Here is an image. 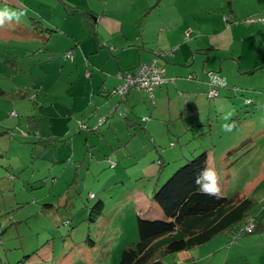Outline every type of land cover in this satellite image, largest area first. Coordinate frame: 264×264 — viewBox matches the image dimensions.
Returning <instances> with one entry per match:
<instances>
[{
    "label": "rangeland",
    "instance_id": "rangeland-1",
    "mask_svg": "<svg viewBox=\"0 0 264 264\" xmlns=\"http://www.w3.org/2000/svg\"><path fill=\"white\" fill-rule=\"evenodd\" d=\"M46 6L76 13L69 11L73 4L68 0H0V8L28 10L19 23L6 21L0 27V86L9 84L16 97L6 96L27 103L25 109L15 104L19 114H11L12 105L0 97V125L10 127V133L0 134V264H40L42 259L30 258L43 246L53 248V255L42 264H119L124 247L139 239L138 216L142 213L128 194L139 181L142 185L147 182V192L159 176L164 183L185 163L183 152L200 142L215 152L211 167L217 171L221 193L255 198L254 215L261 226L236 238L231 237L234 233H221L192 249L170 253L164 257L166 264H264V92L253 87L264 83V78L247 75L238 83V78L226 74L229 69L206 71L208 81L214 72L231 77L228 86L233 94L218 106L222 95L206 98L203 94L195 99V107L204 105L207 109L200 121L203 124L196 126L199 140L187 132L178 141L182 125L174 119L157 123L156 142L152 134L131 136L129 129L144 128L128 125L120 115L118 130L108 125L98 129L101 120L111 116L103 114L89 125L87 113L81 110L92 99L91 90L83 94L81 88L89 82L88 62L81 65L78 57L74 61L67 56L70 51L79 54V46L70 48L74 41L60 28L49 39L47 30L34 28L33 9ZM44 26L50 28L47 22ZM90 27L94 28L92 23ZM49 45L58 50L45 49ZM99 58L106 59L104 55ZM33 64L37 69L31 74ZM24 92L27 94L21 95ZM249 98L256 101L246 103ZM123 105L127 107L125 101ZM59 111L66 116L57 117ZM188 112L194 118L202 113L199 108ZM229 112L232 115L225 121ZM29 114L37 116L38 129L31 127ZM81 122L87 128L81 130ZM225 123L232 125L231 131L222 129ZM66 125L70 131L64 134ZM202 131V136L198 135ZM206 148L198 146L196 153ZM158 151L164 152L166 163L157 171L158 177L148 180L146 167L155 166L160 156H151ZM112 162H116L115 167ZM120 175L123 178H118ZM100 199L107 203L104 215L90 221V209ZM250 225H254L252 219ZM236 229L240 231L241 226Z\"/></svg>",
    "mask_w": 264,
    "mask_h": 264
},
{
    "label": "crops",
    "instance_id": "crops-1",
    "mask_svg": "<svg viewBox=\"0 0 264 264\" xmlns=\"http://www.w3.org/2000/svg\"><path fill=\"white\" fill-rule=\"evenodd\" d=\"M68 1L74 6L92 11L94 16L88 19L79 11L71 15L63 8L56 9L46 6L33 9L36 14L34 18L41 20L43 26L47 22L54 31L62 29L61 32L74 41V47H70L73 50L79 46L76 50V53L79 51V54L76 55L74 51V61L78 57V61L82 65L84 60L85 62L88 60L87 72L90 71L91 75H86L89 82L83 83L81 88H83V94L85 90H91L92 99L89 103L83 104L81 110L87 113L89 125L99 121L98 119L103 114H110L112 106L120 101V96L109 94V91L120 81L116 73L122 69L135 68L142 62H152L157 49L175 48L172 54L158 60L159 64L166 66V74L171 81L159 86L154 91L153 98L145 91L132 90L123 100L130 109L131 116L134 117L130 121L131 124L137 128H144V130L129 129L128 133L131 136L138 135L140 132L145 136L152 134L153 140L156 142L158 140L155 130L157 123H168L174 119L180 121L182 125V129L177 135L178 141H181L184 133L187 132H191L192 138L195 139L197 137L196 126L203 124V112L207 109L204 105L195 107L194 101L203 94L206 98L208 96L209 83L204 73L206 74L210 68L214 67V70L219 68L222 72L229 69L226 74L229 76L232 74L233 77L238 78L240 81L238 83L245 81L247 75L250 77L254 75L257 79L264 78V22L249 23L245 21L249 16H264V0ZM142 18L143 20H141ZM91 23L94 28L90 27ZM52 32L49 34L50 38H52ZM106 47H109V50ZM47 50L55 51L58 50V47L49 45ZM62 52L64 51L62 50ZM101 55L106 57L104 62L99 58ZM46 65L44 67H47ZM81 65L78 66L81 67ZM122 66H128V68ZM31 68V74H33L37 67L33 64ZM105 70L108 72L106 73ZM191 74L193 78L189 77ZM236 84L234 86H237ZM262 84L264 83L260 82L253 87L264 92V87H260ZM222 89L219 93L222 98L217 101L216 106L224 103L233 94L230 85ZM13 90L9 84L0 86L1 101H9V104L12 105L10 106L12 107L11 114L15 110V104L18 106L21 104L24 109L27 105V103L22 104V100H12L3 94V92L13 93ZM253 100L255 99L249 98L246 103L253 102ZM71 106L74 108L73 104ZM72 107L70 110L74 113ZM197 108L201 109L202 113L194 118L188 111ZM236 110L239 112L238 109ZM59 112L55 114L57 117L66 116V113L62 112H60L61 115H58ZM138 114H142V117ZM144 116L149 117L147 120H143ZM207 118L209 119L210 115ZM119 119L117 115L108 117L101 128L108 125L109 129L115 127L114 129L118 130L121 124ZM169 124L168 126H170ZM6 129H10V127L0 125V131ZM69 131L70 129L66 125L64 134ZM202 133L198 135L202 136ZM185 136L194 140L190 134H185ZM196 139L199 140L200 137ZM198 146L200 149L206 148L202 147L205 145L201 142ZM198 146L194 148V151L190 149L188 152H183L182 156L185 158L193 155ZM206 149L208 150V166L211 167L215 162L216 155L215 152ZM157 154L164 163L158 164L157 161L155 166L147 165L148 180L158 177L157 171L166 163L164 152L163 154H160L159 151L153 153L151 158L155 159ZM118 178H123V176L120 175ZM136 184L137 187L128 194V197L135 201L138 212L151 218L162 217L163 210L151 198L153 189L148 192L144 190V185L147 182L144 185H142V181ZM106 204L105 201V208ZM52 255L53 248L43 246L30 259H42L44 261L42 263H45L52 259Z\"/></svg>",
    "mask_w": 264,
    "mask_h": 264
},
{
    "label": "trees",
    "instance_id": "trees-1",
    "mask_svg": "<svg viewBox=\"0 0 264 264\" xmlns=\"http://www.w3.org/2000/svg\"><path fill=\"white\" fill-rule=\"evenodd\" d=\"M69 11L71 13L79 11L88 19L94 16L92 11L74 5ZM31 19L35 24V29L43 27V31L47 30L49 33L54 31V29L44 27L41 20L34 17H31ZM47 38L49 39V36ZM174 50L173 47L157 49L153 61L156 65L164 67L166 71V66L159 64L158 60L172 54ZM164 51H169V53L163 54ZM72 58L74 60V56ZM152 62H142L135 68L122 69L119 72L135 71L141 64ZM119 72L116 73V76L120 81L109 91V94L118 95L121 99L111 109L109 116H124L127 124L132 125L130 121L133 117L130 114V109L123 105V100L127 98L132 90H145L130 87L126 92H120L118 87L123 83V79L118 75ZM88 75H91L90 71H88ZM154 91L152 94L148 91L145 92L153 98ZM3 94L16 97L13 93L3 92ZM26 94L24 92L21 95L25 96ZM17 114L19 113L17 112ZM36 117L35 114L28 116L32 123L31 127L35 130L38 129ZM147 119L148 116L143 117V120ZM102 120L101 125L108 120V117H104ZM101 125L98 129L101 128ZM9 130H2L0 134L10 133ZM196 150L191 156L181 157L182 162L185 163L177 168L164 183L160 182V177L157 179L151 198L161 207L163 216L156 218L142 214L138 216L139 239L124 247L119 264H166L164 257L170 253L192 249L195 246L209 242L221 233H234L231 237L236 238L239 234L255 231L261 226L258 216L254 215L257 200L250 195L228 196L221 193L219 197H216L198 191V186L194 181L200 170L208 166V150L205 149L200 153H196ZM158 162L164 163L160 157ZM111 165L115 167L116 162H112ZM91 197L94 198L95 194ZM104 212L105 201L100 199L90 209V221H98L104 215ZM250 219L254 222L253 227H250ZM240 226L241 229L238 231L236 228Z\"/></svg>",
    "mask_w": 264,
    "mask_h": 264
},
{
    "label": "built area",
    "instance_id": "built-area-1",
    "mask_svg": "<svg viewBox=\"0 0 264 264\" xmlns=\"http://www.w3.org/2000/svg\"><path fill=\"white\" fill-rule=\"evenodd\" d=\"M245 21L249 23L256 21L264 22V16H249L245 19ZM162 53L168 54L169 51H164ZM67 56L72 58L74 54L70 51L67 53ZM118 75L123 79V83H121L118 87L120 92H126L130 87H137L152 94L158 86L167 84L171 81V79L166 75L165 68L156 65L155 61L152 63H143L135 71H121ZM208 83V97L214 98L219 95L221 87L228 86V79L221 73L214 72L210 73ZM12 113L17 114L16 111H13ZM80 127L85 128L87 125L81 122ZM91 196H94V193H91Z\"/></svg>",
    "mask_w": 264,
    "mask_h": 264
},
{
    "label": "clouds",
    "instance_id": "clouds-1",
    "mask_svg": "<svg viewBox=\"0 0 264 264\" xmlns=\"http://www.w3.org/2000/svg\"><path fill=\"white\" fill-rule=\"evenodd\" d=\"M27 11V9L17 11L9 7L0 8V27H2L6 21H15L19 23ZM231 115L230 112L225 114L224 120L227 121ZM231 128V124L225 123L222 125L224 131H231ZM194 182L198 186V191L202 194L216 197H219L221 194L219 177L217 171L213 167L206 166L201 169L196 175Z\"/></svg>",
    "mask_w": 264,
    "mask_h": 264
}]
</instances>
